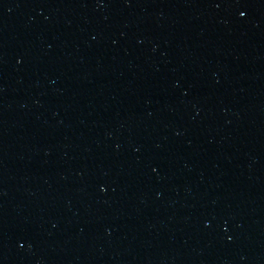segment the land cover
<instances>
[{
  "label": "water",
  "instance_id": "95a60500",
  "mask_svg": "<svg viewBox=\"0 0 264 264\" xmlns=\"http://www.w3.org/2000/svg\"><path fill=\"white\" fill-rule=\"evenodd\" d=\"M0 264H264V0H0Z\"/></svg>",
  "mask_w": 264,
  "mask_h": 264
},
{
  "label": "snow or ice",
  "instance_id": "6c2138e0",
  "mask_svg": "<svg viewBox=\"0 0 264 264\" xmlns=\"http://www.w3.org/2000/svg\"><path fill=\"white\" fill-rule=\"evenodd\" d=\"M240 15H241V16H243V15H244V13H243V12H241V13H240Z\"/></svg>",
  "mask_w": 264,
  "mask_h": 264
}]
</instances>
